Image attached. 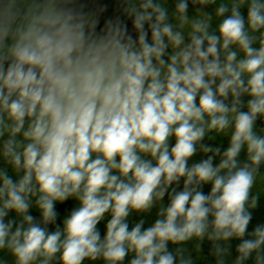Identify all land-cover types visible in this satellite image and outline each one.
Returning a JSON list of instances; mask_svg holds the SVG:
<instances>
[{"label":"clouds","instance_id":"obj_1","mask_svg":"<svg viewBox=\"0 0 264 264\" xmlns=\"http://www.w3.org/2000/svg\"><path fill=\"white\" fill-rule=\"evenodd\" d=\"M107 10L0 0V264H264V0Z\"/></svg>","mask_w":264,"mask_h":264},{"label":"trees","instance_id":"obj_2","mask_svg":"<svg viewBox=\"0 0 264 264\" xmlns=\"http://www.w3.org/2000/svg\"><path fill=\"white\" fill-rule=\"evenodd\" d=\"M100 3H105L108 5V10L105 13V15H111L114 13L115 11V7H116V0H99ZM71 206V203H69L68 207ZM61 211L63 212L64 209L61 208ZM258 212H260L261 214H264V201L261 202V209L258 210Z\"/></svg>","mask_w":264,"mask_h":264}]
</instances>
